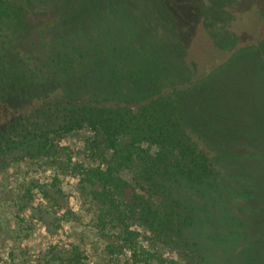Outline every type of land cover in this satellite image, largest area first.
Instances as JSON below:
<instances>
[{
	"label": "trees",
	"instance_id": "16d2710c",
	"mask_svg": "<svg viewBox=\"0 0 264 264\" xmlns=\"http://www.w3.org/2000/svg\"><path fill=\"white\" fill-rule=\"evenodd\" d=\"M55 1L58 14L0 0L9 150L83 183L102 252L119 264H231L241 235L214 243L197 228L193 196L225 201L227 191L246 198L253 242L241 247L264 264V30L239 46L230 31L239 0ZM79 132L97 165L63 145ZM59 261L79 264L77 248Z\"/></svg>",
	"mask_w": 264,
	"mask_h": 264
},
{
	"label": "rangeland",
	"instance_id": "374dc122",
	"mask_svg": "<svg viewBox=\"0 0 264 264\" xmlns=\"http://www.w3.org/2000/svg\"><path fill=\"white\" fill-rule=\"evenodd\" d=\"M32 2L40 10L58 14L59 4L55 0ZM263 10L264 0H239L233 7L230 31L239 39V46L255 44L262 38ZM35 37L34 31L26 33L24 43L35 42ZM5 128L0 125L1 134L6 136L0 141L9 142L0 152V264H61L60 258L67 257L74 247L79 254V264H119V258L105 256L102 252L89 190L76 178L57 173L45 162L29 159L16 149L9 150L12 133L10 126ZM87 136L83 132L74 133L62 142L73 161L85 166L97 165L86 150ZM235 150L248 153L243 145ZM179 190L190 195L187 186ZM226 195L225 201L218 194L206 195L203 202L202 193L193 194L202 202L197 211V228L212 233L214 243L230 242L233 233L238 232L241 240L235 241L237 246L231 248L233 240L229 245L231 264L238 260L245 264L254 260L258 264L261 260L257 262L249 256L251 249L245 251L241 247V243H246L243 247L247 248L253 242L250 207H243L246 198L241 199L233 191H227ZM237 200L242 203L238 204ZM259 207L264 208V204ZM261 243L264 244V239Z\"/></svg>",
	"mask_w": 264,
	"mask_h": 264
}]
</instances>
